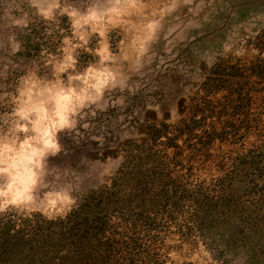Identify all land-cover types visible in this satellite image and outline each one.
<instances>
[{
  "label": "clouds",
  "instance_id": "clouds-1",
  "mask_svg": "<svg viewBox=\"0 0 264 264\" xmlns=\"http://www.w3.org/2000/svg\"><path fill=\"white\" fill-rule=\"evenodd\" d=\"M261 39L264 0L246 10L244 0H0V229L25 240L38 225L59 232L90 194L113 189L127 148L150 139L143 126L179 127L185 93L203 90L222 63L264 60ZM230 167L185 188L223 203L227 192L212 194ZM231 188L238 210L204 223L185 199L135 264H264V176ZM105 219L100 240L127 231L119 212Z\"/></svg>",
  "mask_w": 264,
  "mask_h": 264
},
{
  "label": "rangeland",
  "instance_id": "rangeland-1",
  "mask_svg": "<svg viewBox=\"0 0 264 264\" xmlns=\"http://www.w3.org/2000/svg\"><path fill=\"white\" fill-rule=\"evenodd\" d=\"M258 2L260 0H244L245 10ZM263 45L264 39H261L257 47L264 51ZM185 95L190 98L180 104L183 120L179 128L183 132L169 134L172 140L163 134L161 141L155 137V129L164 130L162 126H143L142 131L150 139L127 148L128 167L114 182L111 191L101 190L108 199L113 196L110 210L120 213L127 230L119 233L113 229L116 238L119 237L117 249L121 253L116 251L110 264H121V261L135 264L134 257L140 251L154 253L157 244L153 230L165 231V225L181 211L185 199H196L199 211L203 213L202 222L215 223L225 207L233 211L240 208L241 193L240 189L231 188L233 179L243 185L255 172L264 176V168L260 167L264 163V60L253 56L243 63H222L213 70V76L209 77L203 90ZM181 98L175 96L172 99L174 110ZM149 116L154 118L152 113ZM175 128L167 129L173 132ZM196 129L200 130L199 134L195 133ZM179 138L183 139L181 144L176 143ZM243 151L248 154L241 155ZM226 159L231 162V167L222 175L220 184L224 187L219 193L212 194L214 199L227 192L226 201L213 203L205 194L207 189L197 193L186 190L185 184L194 177L199 179L213 170L225 169ZM251 190L245 188L244 192ZM99 193L90 194L86 200L93 195L97 198ZM97 203L99 208L104 206L97 198L91 203L92 211ZM261 209L264 210V200ZM92 219L90 216L88 220ZM139 233H144V237L141 238ZM154 259V256L149 257V260Z\"/></svg>",
  "mask_w": 264,
  "mask_h": 264
},
{
  "label": "trees",
  "instance_id": "trees-1",
  "mask_svg": "<svg viewBox=\"0 0 264 264\" xmlns=\"http://www.w3.org/2000/svg\"><path fill=\"white\" fill-rule=\"evenodd\" d=\"M162 128L164 130L155 129L157 139L164 134L172 140L169 134L183 132L179 127L173 132L168 131L167 125H162ZM95 196L86 200L67 225L61 224L59 232L53 231L51 225H38L32 230L31 238L25 240L23 232L12 236L9 227L0 229V264H110L116 251L121 253L117 249L120 244L117 233L111 230V239L106 242L100 237L108 229L105 217L114 203L111 200L113 196L108 199L101 191L97 198L104 206L99 208L97 203L95 211H92L90 208L92 201L97 199ZM90 216H93L92 220H88Z\"/></svg>",
  "mask_w": 264,
  "mask_h": 264
}]
</instances>
